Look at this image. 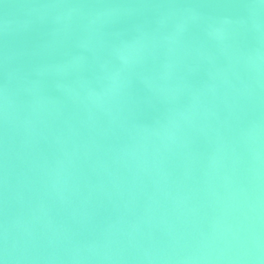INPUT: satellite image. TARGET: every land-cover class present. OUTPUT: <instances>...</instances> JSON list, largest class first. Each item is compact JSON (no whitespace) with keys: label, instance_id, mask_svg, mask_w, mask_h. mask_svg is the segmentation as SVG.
<instances>
[{"label":"water","instance_id":"water-1","mask_svg":"<svg viewBox=\"0 0 264 264\" xmlns=\"http://www.w3.org/2000/svg\"><path fill=\"white\" fill-rule=\"evenodd\" d=\"M0 264H264V0H0Z\"/></svg>","mask_w":264,"mask_h":264}]
</instances>
